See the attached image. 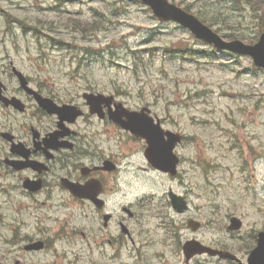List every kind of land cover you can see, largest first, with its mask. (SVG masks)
<instances>
[{
    "label": "rangeland",
    "instance_id": "1",
    "mask_svg": "<svg viewBox=\"0 0 264 264\" xmlns=\"http://www.w3.org/2000/svg\"><path fill=\"white\" fill-rule=\"evenodd\" d=\"M55 1L0 6V50L5 47L9 52L0 57L14 59L28 74L39 78L42 75L35 73L33 66H36L37 72L50 77L52 82L48 84L61 97L78 98L93 87L118 95L132 109L149 107L167 128L177 127L188 137L194 154H204L202 167H199L200 159L194 157L198 166L194 178L203 189L190 187L192 217L205 214L204 209L198 212V208H204L208 200L199 199L198 195L215 191L224 207L235 203L254 208L255 228H262L264 104L256 105L264 95V73L259 72L256 77L246 75L244 71L250 60L214 53L187 30L175 24H160L148 8L135 0H82L67 6V10L63 6L55 7V13L48 14L46 8ZM93 1L109 7L115 1L121 2L116 6L115 16L105 21V29L98 35L82 37L66 21L71 17L94 20L90 16L96 8ZM176 1L190 6L194 15L203 16L221 35L227 33L212 21L223 23L234 13L227 1ZM9 9L10 14H6ZM39 19L51 23L41 41L31 33L24 34L20 25L21 22L33 25ZM239 27L240 37L244 38L250 36L247 30H253L254 26L247 21L243 28ZM8 30L13 31L12 36L3 33ZM52 40L63 42L65 48L53 51L49 45ZM84 48L99 54L90 58ZM26 49L32 55L25 54ZM41 51L43 56L38 55ZM82 58L84 65L80 64ZM257 157L260 159L255 161ZM226 163L231 167L230 176L221 175ZM190 169L189 177L193 174ZM137 175H130L128 201L146 194L162 204L167 203L166 193L170 189L181 191L171 180L159 175L143 178ZM123 200L120 193L113 199L117 203ZM150 208L154 218L161 213V207L154 202ZM164 212L153 222H180L187 218L175 215L168 206Z\"/></svg>",
    "mask_w": 264,
    "mask_h": 264
},
{
    "label": "flooded vegetation",
    "instance_id": "2",
    "mask_svg": "<svg viewBox=\"0 0 264 264\" xmlns=\"http://www.w3.org/2000/svg\"><path fill=\"white\" fill-rule=\"evenodd\" d=\"M14 83H4V95L25 112L0 101V264H248L258 234L246 232L249 217L240 206L223 214L209 209L218 220L203 218L197 237L187 224H176L168 240L145 243L141 208L113 201L121 159L111 142L124 144L128 133L108 115H91L85 103L75 123L61 125ZM191 241L201 246L186 254Z\"/></svg>",
    "mask_w": 264,
    "mask_h": 264
},
{
    "label": "water",
    "instance_id": "3",
    "mask_svg": "<svg viewBox=\"0 0 264 264\" xmlns=\"http://www.w3.org/2000/svg\"><path fill=\"white\" fill-rule=\"evenodd\" d=\"M151 4L161 20H175L188 27L199 39L214 44L218 49H229L241 55H249L257 66L264 68V35L258 45L246 46L239 41L226 44L220 37L204 27L196 18L182 13L179 9L168 6L165 0H143Z\"/></svg>",
    "mask_w": 264,
    "mask_h": 264
}]
</instances>
